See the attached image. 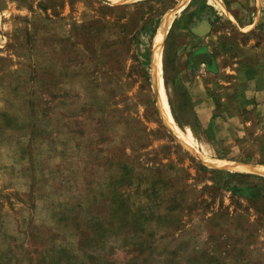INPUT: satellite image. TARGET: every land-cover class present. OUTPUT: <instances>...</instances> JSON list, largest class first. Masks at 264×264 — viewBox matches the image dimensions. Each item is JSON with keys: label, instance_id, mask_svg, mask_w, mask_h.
<instances>
[{"label": "rangeland", "instance_id": "rangeland-1", "mask_svg": "<svg viewBox=\"0 0 264 264\" xmlns=\"http://www.w3.org/2000/svg\"><path fill=\"white\" fill-rule=\"evenodd\" d=\"M178 1L0 0V264H264V177L197 157L264 165V0H190L167 33L197 155L153 65Z\"/></svg>", "mask_w": 264, "mask_h": 264}, {"label": "bare ground", "instance_id": "bare-ground-1", "mask_svg": "<svg viewBox=\"0 0 264 264\" xmlns=\"http://www.w3.org/2000/svg\"><path fill=\"white\" fill-rule=\"evenodd\" d=\"M105 1L115 4H127V3L140 2L144 0H105ZM189 1L190 0H179L175 8L165 12L162 15L158 27L152 38V54H153L155 79L160 94L161 108L167 126L171 131V133L176 137V139L179 142H181L182 145L191 154L197 155L195 149L185 142L184 135L181 129L174 121L172 115L168 112L169 107L162 92V78H161V53H162L163 43L175 19V16L189 3ZM197 157L204 166L211 169L221 170V171H232L243 174L259 175L264 177V165H252V164H244L234 161H225V160L212 158L209 156H201L199 154L197 155Z\"/></svg>", "mask_w": 264, "mask_h": 264}, {"label": "water", "instance_id": "water-1", "mask_svg": "<svg viewBox=\"0 0 264 264\" xmlns=\"http://www.w3.org/2000/svg\"><path fill=\"white\" fill-rule=\"evenodd\" d=\"M203 28L207 30L209 28V24H207V23L205 24L204 23Z\"/></svg>", "mask_w": 264, "mask_h": 264}, {"label": "crops", "instance_id": "crops-1", "mask_svg": "<svg viewBox=\"0 0 264 264\" xmlns=\"http://www.w3.org/2000/svg\"><path fill=\"white\" fill-rule=\"evenodd\" d=\"M218 1V0H217ZM225 14V13H224ZM226 16V15H225Z\"/></svg>", "mask_w": 264, "mask_h": 264}]
</instances>
